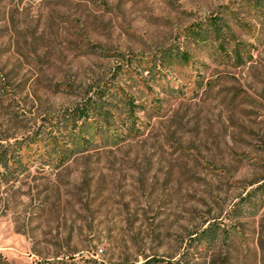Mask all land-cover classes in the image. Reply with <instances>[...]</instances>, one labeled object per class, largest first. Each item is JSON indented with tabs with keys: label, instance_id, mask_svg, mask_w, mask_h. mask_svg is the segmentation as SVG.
Here are the masks:
<instances>
[{
	"label": "rangeland",
	"instance_id": "rangeland-1",
	"mask_svg": "<svg viewBox=\"0 0 264 264\" xmlns=\"http://www.w3.org/2000/svg\"><path fill=\"white\" fill-rule=\"evenodd\" d=\"M215 15L242 61L186 38ZM172 45L191 59L151 90L119 79ZM112 82L137 104L134 133L118 123L116 142L1 179L0 264H264V4L0 0V144L40 136ZM209 224L234 233L198 241Z\"/></svg>",
	"mask_w": 264,
	"mask_h": 264
},
{
	"label": "trees",
	"instance_id": "trees-1",
	"mask_svg": "<svg viewBox=\"0 0 264 264\" xmlns=\"http://www.w3.org/2000/svg\"><path fill=\"white\" fill-rule=\"evenodd\" d=\"M263 4L264 0H255L257 9ZM185 36L198 46L215 48L218 57L222 55L225 59H230L233 56L236 63L242 61L241 50H246L235 40L229 24L217 15L189 25L185 28ZM230 42L235 43L231 50L228 49ZM190 59L191 54L177 45L161 48L153 51L148 57L126 60L124 68L119 71V79L123 75L136 77L144 87L151 90L147 80L159 82L167 71L189 63ZM113 99L117 100L120 106L114 104ZM136 106L132 95L118 82L96 89L82 103L59 114L58 122L46 132H41L40 136L0 144V180L19 175L34 159L46 165L54 163L60 166L69 157L87 152L93 146L109 141L116 142L122 137V132L116 128L118 123L127 127V134L134 133ZM116 107L124 109L125 117L119 118L115 114L113 109ZM231 233L234 231L226 230L221 225L209 224L201 231L197 240L212 245L223 241Z\"/></svg>",
	"mask_w": 264,
	"mask_h": 264
}]
</instances>
